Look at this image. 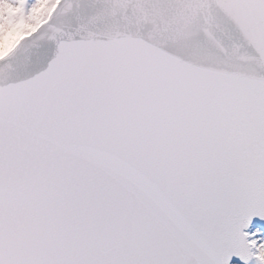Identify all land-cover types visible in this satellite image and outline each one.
I'll return each instance as SVG.
<instances>
[{"label": "snow or ice", "instance_id": "snow-or-ice-1", "mask_svg": "<svg viewBox=\"0 0 264 264\" xmlns=\"http://www.w3.org/2000/svg\"><path fill=\"white\" fill-rule=\"evenodd\" d=\"M0 264H264V0H0Z\"/></svg>", "mask_w": 264, "mask_h": 264}]
</instances>
